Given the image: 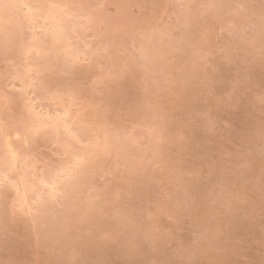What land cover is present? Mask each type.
Wrapping results in <instances>:
<instances>
[{
	"label": "rangeland",
	"instance_id": "obj_1",
	"mask_svg": "<svg viewBox=\"0 0 264 264\" xmlns=\"http://www.w3.org/2000/svg\"><path fill=\"white\" fill-rule=\"evenodd\" d=\"M50 1L79 11L71 47L51 43L40 17L0 19V135L30 96L69 109L98 145L67 147L63 127L21 133L29 171L93 154L72 199L47 210L0 184V264H264V0L31 2Z\"/></svg>",
	"mask_w": 264,
	"mask_h": 264
},
{
	"label": "bare ground",
	"instance_id": "obj_2",
	"mask_svg": "<svg viewBox=\"0 0 264 264\" xmlns=\"http://www.w3.org/2000/svg\"><path fill=\"white\" fill-rule=\"evenodd\" d=\"M32 1V0H31ZM30 0H0V19H2V20H4V21H9L8 22V24H11V22H12V24H15V25H17V26H20L19 24H20V22H21V20H23V22H24V24L26 23L27 24V22H29L30 23V25H32L31 26V28L33 27V25L35 26V23H36V20L38 21V19H37V17H40V21L39 22H41V27H42V29H41V31L43 30L44 32L45 31H47V29H49L50 31H51V34H52V36H53V38L51 39L52 41H51V43L53 42V41H55L54 42V44H57V43H59L58 41H64L66 44L67 43H69V42H66L67 40H69L70 39V37H71V32L68 30V27L66 28V26H69V24H70V19H71V17L72 16H76L75 14H73L71 11H72V9L73 8H75V7H71L70 9H71V11H69L68 9H65L64 7L66 6L65 4L67 3V5H68V2H66L65 3V1H61V2H63V3H61V4H59V2L58 3H54V2H49V4H47L46 3V5L48 6H46V5H41L40 6V4L38 5L37 3L39 2H37L36 4H35V2H31ZM36 1V0H35ZM41 2H43V1H41ZM45 3V2H44ZM44 3H41V4H44ZM53 4V5H52ZM56 5V6H55ZM47 8H46V7ZM39 7H42L43 9H45V10H43V9H39ZM74 10V9H73ZM75 10H77V9H75ZM74 10V11H75ZM123 10V9H122ZM40 11H42V12H40ZM76 12V11H75ZM79 12V11H78ZM78 12H76V14L78 13ZM100 12V11H99ZM99 12H95V13H99ZM109 12V11H108ZM22 13V14H21ZM79 15V14H78ZM77 15V16H78ZM100 15H103L104 16V14H99V16ZM92 16H94V15H92ZM103 16H101V18L103 17ZM2 17V18H1ZM3 17H4V19H3ZM5 17L7 18V19H5ZM98 17V16H97ZM96 18V17H95ZM100 18V17H99ZM107 18V17H106ZM2 20H0V29H2V28H4L5 26H4V24H5V22H2ZM72 20V19H71ZM97 20V19H96ZM102 20H103V18H102ZM27 21V22H26ZM99 21V20H98ZM67 22L69 23V24H67ZM28 23V24H29ZM99 23H102V22H99ZM115 23V22H114ZM67 24V25H66ZM106 24V23H105ZM108 24V23H107ZM38 25V24H37ZM113 25V24H112ZM83 26V25H82ZM86 26H88V24L86 25ZM85 26V27H86ZM98 26H100V25H98ZM25 27H27L26 25H25ZM81 27V26H80ZM9 28V27H8ZM7 28V29H8ZM44 28V29H43ZM66 28V29H65ZM83 28V27H82ZM5 29V28H4ZM16 30V32H17V29H16V26H14V28L13 27H11L10 28V30L9 31H11V30ZM70 29V28H69ZM85 29V28H84ZM48 30V31H49ZM71 31H72V29H70ZM102 30V29H101ZM105 30H107L106 28H105ZM1 31V30H0ZM2 31H4L3 29H2ZM15 31H14V33H15V36H14V33H13V37H14V39H13V41H15V44L14 45H16V40H18V38H19V36H20V34L18 33V36L16 35L17 33H16ZM47 33H49V32H47ZM70 35H69V34ZM75 33V32H74ZM73 33V34H74ZM10 34H12V32L10 33ZM40 34V33H39ZM41 35V34H40ZM9 36H11V35H9ZM11 36V37H12ZM46 36V35H45ZM10 37V38H11ZM12 37V38H13ZM15 37H17V39L15 38ZM7 39V38H6ZM35 40H36V36H35ZM43 40V39H42ZM70 40H72V39H70ZM69 40V41H70ZM19 41V40H18ZM41 41V40H40ZM57 41V42H56ZM12 42V41H11ZM26 42V41H25ZM45 42H46V44H47V41L45 40ZM49 42V41H48ZM72 42V41H71ZM70 42V43H71ZM21 43V44H20ZM18 45H22V41L20 42ZM61 43V42H60ZM64 43V45L63 46H66V44ZM25 44V43H24ZM45 44V43H44ZM44 44H43V46H44ZM62 44V43H61ZM72 44V43H71ZM41 44L39 43V45L38 46H40ZM52 45V44H51ZM58 45V44H57ZM54 46V45H53ZM67 46H68V44H67ZM70 46V45H69ZM68 46V47H69ZM72 46H73V44H72ZM75 46V45H74ZM74 46H73V48H74ZM79 46V45H78ZM78 46H76V47H78ZM16 47V46H15ZM25 47L26 48H24V49H26V51L24 52V53H26V52H28V54L29 53H31V52H33V51H38V47H37V45L34 43H32V44H25ZM41 47V46H40ZM71 47V46H70ZM81 47V46H80ZM46 47L44 46V49H45ZM57 48V47H56ZM62 48V47H61ZM11 49V48H10ZM75 49V48H74ZM43 50V49H42ZM80 50H82V48L81 49H79L78 51H80ZM24 51V50H23ZM45 51V50H44ZM68 51L70 52V50L68 49ZM76 52V51H75ZM81 52V51H80ZM27 54V53H26ZM26 54H24V55H26ZM34 54V53H33ZM69 54V53H68ZM77 54V53H76ZM39 56V55H38ZM77 56V55H76ZM39 57H41V60L43 59L42 58V56L40 55ZM38 58V57H37ZM37 58H35V66H37L38 64L36 63V61H38V60H36ZM78 58V57H77ZM27 61V60H26ZM31 62V61H30ZM39 63H40V59H39V61H38ZM43 64V63H42ZM34 68H36V67H33V69ZM38 70L40 69V68H37ZM43 69V68H42ZM23 70V69H22ZM31 70H32V67H27V71H26V73H27V78L29 79V81H30V79H31V76H30V72H31ZM36 70V69H35ZM18 71V70H17ZM21 71V70H20ZM33 72V71H32ZM18 73V72H17ZM37 73V72H36ZM36 75V74H35ZM40 75V74H39ZM39 77V76H38ZM42 77V76H41ZM19 82V81H18ZM33 90V89H32ZM27 91V90H26ZM26 93H28V95H29V93L30 92H26ZM29 101H30V106H29V108H28V110H27V115H26V117L25 118H23V119H21L22 121H20V119H19V123L17 124V125H14V127L16 126V128H15V130H14V132H13V136H11L8 132H9V130H7V128L5 129V132H3V133H1V135H0V150H1V159H0V184H1V186H2V183L4 184V183H11V184H13V186H19V188H21V192H20V190H19V188H18V191L17 192H19V195H21V198L20 199H22V201H26V200H28V199H30V198H27V196L29 195L30 196V193H34L35 194V196L33 197V200L32 201H35L34 203H40V202H38V201H40L41 200V197H40V192L39 191H34L33 190V186L35 185L37 188H38V186L40 185V183H39V180H40V178L41 177H49L50 178V171H48V172H41V173H36V170H31V171H29V169H31L32 167L31 166H33L32 165V162L31 161H26V159H25V155H24V152L22 151V145L23 144H21V142L19 143L18 142V140L20 139V135H21V133H23V136L24 135H29V133L31 134H35L37 131H40L42 128H46V127H50V130H51V132H50V130H47L46 129V131H49L50 133H52V132H54V133H52L50 136H55L58 132V135H60L62 132H61V128L59 129V131H58V129L55 127V123H56V121H55V119H53V120H48L47 118L49 117V116H52V117H54V118H57V117H59V118H62L63 117V115L66 113V112H70L71 113V111H69V109H62L61 111H57V109L56 110H54V112H51V111H49V110H47V109H45L44 110V108L43 109H40L39 107V104L37 105V104H35L34 102H33V98L32 97H30L29 96ZM23 101V100H22ZM27 102V101H26ZM25 103V102H24ZM63 106V105H62ZM65 106V105H64ZM68 107V106H67ZM56 108V107H55ZM26 110V109H25ZM21 112H24V111H22L21 110ZM23 114V113H22ZM72 115H73V113H71ZM28 117V118H27ZM27 118V119H26ZM16 122H18V120L16 121ZM15 122V123H16ZM10 123V122H9ZM69 123H72V121H69ZM2 125V124H1ZM5 125V124H4ZM7 125H8V123H7ZM6 125V126H7ZM9 127H11L10 125L8 126V129H9ZM2 128H4V126H2ZM12 128V127H11ZM63 129V128H62ZM3 130V129H2ZM7 131V132H6ZM13 131V130H12ZM63 131V130H62ZM31 134V135H32ZM55 134V135H54ZM57 135V136H58ZM105 135H107V134H105ZM59 137V136H58ZM62 137V136H61ZM60 137V138H61ZM108 136L107 137H105V141H108ZM111 138V137H110ZM109 138V139H110ZM107 139V140H106ZM25 140H27V139H25ZM24 140V141H25ZM66 140V139H65ZM101 140V139H100ZM61 141V140H60ZM59 141V142H60ZM63 141V140H62ZM102 141V140H101ZM112 141V140H111ZM65 142V141H64ZM96 142V141H95ZM66 143V142H65ZM96 143H98V142H96ZM95 143V144H96ZM100 143H102L103 145H105V147L107 148L108 147V149H109V147L110 146H106L107 144L109 145V144H111V142L110 141H108V142H100ZM99 143V144H100ZM105 143V144H104ZM94 144V143H93ZM94 144V145H95ZM25 145V144H24ZM23 145V146H24ZM66 145V144H65ZM98 145V144H97ZM27 147V146H26ZM98 147H100V145L98 146ZM105 147H103L102 146V148L103 149H105ZM92 148V147H91ZM101 148V147H100ZM111 148V147H110ZM23 149H24V147H23ZM95 149V148H94ZM102 149V150H103ZM83 151H85V150H81V151H79V154H76V152L75 153H72V156H73V154H74V157H72V158H74V159H72L71 161V163L69 164L70 166L68 167V165L67 164H64V165H66V166H64L63 164H61V167H59V169H57L58 171H62V172H64V173H66V175H65V177L63 178V180H62V183L63 184H65V182H66V184L69 186V188H70V185H69V183H71V181L70 180H72L73 178V176H74V181H76V180H78V179H76L75 180V178L77 177H79V175H80V173L82 172V168H81V162L83 161V160H86L87 158L86 157H88V155H89V153L88 152H86V153H88V154H86V153H84ZM87 151H89V149L87 150ZM93 150H91V156H92V154H93V152H92ZM95 152H96V150H95ZM98 153V152H97ZM91 156H89L88 158H90ZM96 156V155H95ZM87 161V160H86ZM90 161V160H89ZM73 163V164H72ZM83 163H84V161H83ZM33 164H34V162H33ZM72 164V165H71ZM79 164V167H77V165ZM31 167V168H30ZM66 167V168H65ZM76 167L77 168H80V169H76ZM83 167V166H82ZM58 168V167H57ZM19 170H20V172H19ZM38 170V169H37ZM44 169H42V171H43ZM81 170V171H80ZM79 171V172H78ZM77 173V174H76ZM82 175V174H81ZM70 178H72V179H70ZM83 178V177H82ZM69 179V180H68ZM80 179V178H79ZM68 180V181H67ZM9 181V182H8ZM74 181H73V183H74ZM10 184V185H11ZM66 184H65V186H66ZM72 184V183H71ZM9 185V184H8ZM42 188H43V186L42 185H40ZM42 188H41V190H42ZM16 189H17V187H16ZM18 196V195H17ZM19 199V196L17 197V200ZM20 199L18 200V201H20ZM21 203V202H20ZM25 203V202H24ZM23 203V204H24ZM27 207V206H26ZM28 208V207H27ZM30 208V207H29ZM33 209V208H32ZM30 210V209H29Z\"/></svg>",
	"mask_w": 264,
	"mask_h": 264
},
{
	"label": "snow or ice",
	"instance_id": "obj_3",
	"mask_svg": "<svg viewBox=\"0 0 264 264\" xmlns=\"http://www.w3.org/2000/svg\"><path fill=\"white\" fill-rule=\"evenodd\" d=\"M260 18L262 24H264V4L261 6ZM262 43H264V29H262ZM49 92L54 97L57 95H64V93L54 87L50 88ZM68 94L74 95V90ZM262 102H264V98H262ZM76 116L78 117L79 113H77ZM47 119H55V127L58 130L63 127V136L66 138L67 147L71 148L75 145H81L83 147L97 146L93 145L88 127L80 124L78 120L73 118V115L70 112H66L62 118L49 116ZM69 121H72V123H69ZM77 167H79V164ZM50 173V178L41 177L39 180L40 185L43 186L42 190L37 188L35 185L33 186L34 191L40 192L41 207L45 210L54 207L62 201H70L74 195V191L62 183L66 173L58 171L52 164H50ZM129 264H131V262H129ZM160 264H164V262H160ZM168 264H177V262H168ZM179 264H195V262L184 261L179 262ZM218 264H231V262H218Z\"/></svg>",
	"mask_w": 264,
	"mask_h": 264
}]
</instances>
